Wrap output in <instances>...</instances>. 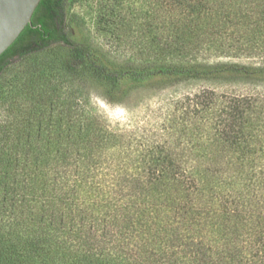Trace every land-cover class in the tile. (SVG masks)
Returning <instances> with one entry per match:
<instances>
[{
  "label": "trees",
  "instance_id": "trees-1",
  "mask_svg": "<svg viewBox=\"0 0 264 264\" xmlns=\"http://www.w3.org/2000/svg\"><path fill=\"white\" fill-rule=\"evenodd\" d=\"M76 1L40 0L0 55V264H264V104L200 89L170 132L180 154L130 151L77 87L120 100L178 81L264 83V0H151L126 63L79 36ZM190 135L218 149L193 153Z\"/></svg>",
  "mask_w": 264,
  "mask_h": 264
},
{
  "label": "rangeland",
  "instance_id": "rangeland-1",
  "mask_svg": "<svg viewBox=\"0 0 264 264\" xmlns=\"http://www.w3.org/2000/svg\"><path fill=\"white\" fill-rule=\"evenodd\" d=\"M153 7L151 0H77L71 9V15L74 25L79 26L76 30L80 37L85 38L115 63H126L131 58L134 59L136 54V48L132 46V43L137 39L134 22H149L148 15L154 10ZM111 10L115 14L111 13ZM119 12L125 17L127 27L125 33L120 30L116 20V13ZM122 38L125 41H122ZM242 60L245 62L254 61L247 58H242ZM19 66L20 63L17 62L15 67L9 69L5 75L6 79L20 71ZM78 86L88 94V99H85L84 96L80 103L98 113L99 117L112 130L121 134L130 151L148 148L150 144L151 146L152 144H163L171 151L174 150L180 154L183 143L179 146L175 145L177 138L170 132L175 129L179 130L181 125L176 122L179 121L180 112H182L181 106H184L188 97L200 89L209 88L222 92L237 91L251 95L258 102L264 104V83L253 85L238 81L227 83L208 80L178 81L158 86L138 87L128 92L120 100L109 99L104 94L103 87L93 80L78 82ZM6 105L7 103H4L0 97L1 124L6 120L8 111ZM188 132L191 134L192 127H188ZM193 136L185 137V140L191 137L192 143L190 142V144H196L195 149L191 150L194 151L193 153H204L210 148L211 151L218 149L211 146L210 140ZM173 137L174 143L172 142ZM188 153L185 154L188 155ZM190 156L193 155L189 154L188 157ZM186 169L194 168L188 166ZM107 178L109 177L106 176L104 182L113 183Z\"/></svg>",
  "mask_w": 264,
  "mask_h": 264
},
{
  "label": "water",
  "instance_id": "water-1",
  "mask_svg": "<svg viewBox=\"0 0 264 264\" xmlns=\"http://www.w3.org/2000/svg\"><path fill=\"white\" fill-rule=\"evenodd\" d=\"M40 0H0V55L31 22Z\"/></svg>",
  "mask_w": 264,
  "mask_h": 264
}]
</instances>
